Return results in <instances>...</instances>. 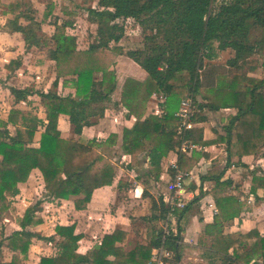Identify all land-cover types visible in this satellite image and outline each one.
<instances>
[{"label": "trees", "instance_id": "obj_1", "mask_svg": "<svg viewBox=\"0 0 264 264\" xmlns=\"http://www.w3.org/2000/svg\"><path fill=\"white\" fill-rule=\"evenodd\" d=\"M216 4H220L217 11ZM99 6L100 10L87 11L89 22L98 26L97 39L87 50H79L77 37L67 33L73 23H52L55 34L51 40L55 47L49 50V57L56 63L59 79L74 78L72 85L77 98L39 93L48 121L40 147H32L42 124L33 113L12 110L7 121L0 119V217L10 209L15 211L9 198L19 194V184L26 183L33 170L41 172L45 190L53 200L73 199L78 211L87 210L96 190L114 184L116 168L102 151L115 146L118 135L111 134L105 142L91 140L86 144L65 139L59 129V118L67 115L75 134L81 135L84 128L104 117L105 104L118 90L114 67L119 56L127 55L148 74L143 82L126 79L121 93V104L135 118L132 129L124 132L121 147L133 164L142 155L149 156L150 173L158 177L162 160L179 150L183 140L196 145L225 144L229 159L256 155L264 148V79L249 77L246 71L247 59L264 50V0H99ZM54 8V1L47 0V17L53 15ZM8 12L17 17L12 22L13 29L22 32L27 43L39 44L40 26L23 14L21 1H11ZM21 17L30 23L25 27L19 25ZM121 19L139 22L145 36L143 48L125 53L120 46L125 38V28L119 24ZM250 24L262 30L259 41H251ZM216 44L223 51H234L235 57L228 64L240 73L209 75L205 87L202 77L205 61L216 57ZM10 91L17 99L26 97L24 91L14 88ZM155 94L165 97L164 114L145 118L148 103ZM197 96L205 102L199 105L201 108L238 110L225 127V134L218 135L214 142L204 143L198 130L179 132L181 120L175 113L186 98L197 104ZM10 125L16 128L15 136L9 130ZM196 162V158L187 159L179 153L180 170L189 171ZM209 175L216 182L219 216L199 235V245L209 249L211 264H264V237L257 231L223 233L224 223L239 217L246 204L227 195L233 183L222 181L224 172ZM262 186L264 177L254 176L252 191ZM152 206L158 215L153 214L148 220L149 235H154L149 245L136 244L125 249L122 245L127 244L128 234L117 230L105 235L101 244L88 254L81 255L77 253L80 236L75 235V227L58 226L60 254L43 258L41 264H151L155 251L162 246L172 254L166 263L177 264L182 259L181 229L179 235H170L163 242L160 221L169 209L163 199ZM37 209V205L31 207L23 219L17 218L24 231L8 239L12 250L28 253L34 235L25 229L33 222ZM250 241L253 242L249 244ZM9 264L21 262L14 258Z\"/></svg>", "mask_w": 264, "mask_h": 264}, {"label": "crops", "instance_id": "obj_2", "mask_svg": "<svg viewBox=\"0 0 264 264\" xmlns=\"http://www.w3.org/2000/svg\"><path fill=\"white\" fill-rule=\"evenodd\" d=\"M11 1L13 0H1L0 4V119L7 121L12 110L33 113L34 117L42 121L32 144V147L39 148L48 123L46 108L39 93L53 92L62 97L77 98L76 89L72 85L74 78L57 77L56 63L50 59L49 50L55 47L51 40L55 34L52 23H66L67 21L63 20L67 18L79 20L78 9L67 7L65 1L70 0H65L64 7L60 8L55 4L53 15L47 17V0H20L23 14L34 19L40 26L37 30L39 44L31 45L27 43L22 32L13 29L12 22L17 17L8 12ZM36 3L41 7L35 5ZM46 17L47 20L44 21ZM87 21L89 22L88 18ZM18 23L25 27L30 21L21 17ZM76 24L77 22L73 23L67 33L77 37L79 50H87L96 37L78 38L81 33H73L76 31L73 29ZM125 29V38L120 43L123 48V42L127 38L140 37L142 30L138 21ZM226 67L230 68L228 63ZM253 68L246 69L247 75L264 79V76L256 72L257 68ZM114 69L117 73L118 90L112 100L105 104L106 112L103 118L95 125L84 128L81 135L75 134L74 126L67 115H61L59 118V129L65 139L86 144L91 140L105 142L111 134L118 135L117 144L111 148L114 152L110 159L117 172L114 184L96 190L87 210L78 211L73 199L53 200L45 190L41 172L33 170L29 180L19 184V194L9 198L15 211L10 209L0 217V264H9L14 258L21 264H41L43 258L57 257L60 254L58 242L61 240L56 234L58 226L75 227V235L80 236L77 253L81 255L88 254L101 244L105 235L117 230L128 234L127 244L122 245L125 249L136 244L149 245L154 235H149L148 220L153 214L158 215V210L153 209L152 205L153 202L159 204L160 199H163L169 210L173 209L174 218L170 227L176 233L171 235H179L181 229L182 259L177 264H211L209 249L198 243L199 235L205 227L214 224L219 216L215 202L216 182L215 179L208 178L211 172H224L222 181L229 180L233 183L227 195L246 204L245 211L241 212L239 217L224 223L223 233L247 234L257 231L264 237V187H259L256 192L252 191L254 176L264 177V148L258 154L244 156L242 159H229L225 144H197L201 149L189 151L188 154L182 153L179 148L162 160V171L158 177L151 174L149 156L142 155L137 164H133L131 157L121 149L125 141V130H131L135 123V118L130 117L121 104L123 85L128 78L143 82L148 74L127 55L118 57ZM203 78L206 87L208 84L205 77ZM11 88L24 91L26 97L17 99L11 93ZM164 102L163 94H155L148 103L145 118L151 115L163 116ZM197 102L195 104L200 110L198 119L201 117L204 120H197L192 130L199 131L204 143L214 142L218 135L225 134V127L238 114V110L228 108L212 111L201 108L199 105L205 102L200 96H197ZM9 130L15 136L16 128L10 125ZM179 153L187 159L194 157L197 160L191 170L184 171L190 173V176L181 190L174 187L177 173L174 167L179 168ZM176 197V205L173 206L169 200ZM178 203L182 206H178ZM36 205L38 209L32 216L33 222L25 229L27 233L34 235L28 253L12 250L8 239L14 233L24 231L17 218L23 219L27 210ZM163 221L164 219L160 221L162 228ZM51 237L54 240H46ZM166 262L167 259L165 264H168Z\"/></svg>", "mask_w": 264, "mask_h": 264}, {"label": "rangeland", "instance_id": "obj_3", "mask_svg": "<svg viewBox=\"0 0 264 264\" xmlns=\"http://www.w3.org/2000/svg\"><path fill=\"white\" fill-rule=\"evenodd\" d=\"M65 0H56L55 4L57 6L64 7V2ZM78 4L75 3L74 0H70L69 1H65L66 4L68 5L67 7H71V8H77L78 9V15L77 17L79 18V20H72V18H67V20H63V21H74L73 23L76 24V26L73 27L74 34H79L80 39L86 37V38H91V37H96L97 39V30H98V26L94 23L88 22L87 18H88V9H98L100 10V6H99V0H76ZM35 5L39 6L38 3H36ZM220 7V4H216L215 5V10L217 11ZM66 8V6H65ZM64 9V8H63ZM36 11V10H35ZM119 24L123 25V27L125 28L130 27L132 25H135L134 21L131 22H127V19H121L119 20ZM252 26V31H251V41L252 42H256L259 41L262 38V30L259 28L254 27L252 24H250ZM128 30V29H127ZM126 31V29H125ZM140 31V30H138ZM151 33V32H150ZM149 33V34H150ZM96 34V35H94ZM154 34H157V32H154ZM74 36V35H73ZM128 36V34H127ZM158 37H160V34H158ZM144 34L142 33V30L140 31V37L134 39L133 38H127L124 42V49H126V51H131V50H136V49H140L144 47ZM159 42L162 41V34H161V38L158 39ZM84 47V46H83ZM215 53H216V57L213 60H206L205 61V69L203 70V77H205V82L208 81L207 79L209 78V75H218V74H228V75H232L234 73H239L238 69H232V68H227L226 65L228 63L229 60L233 59L235 57V53L234 51H232L231 49H229L228 51H223L219 48V44L215 45ZM126 53V52H125ZM247 63H249V65L246 67L250 68V67H256L257 71L259 73V75L264 76V69L262 68V63L264 61V50L256 53L255 55L251 56L249 59H247ZM204 79V78H203ZM16 84V83H15ZM103 153H105V155L109 158V160L113 157V152L114 150L110 149V150H103Z\"/></svg>", "mask_w": 264, "mask_h": 264}, {"label": "built area", "instance_id": "obj_4", "mask_svg": "<svg viewBox=\"0 0 264 264\" xmlns=\"http://www.w3.org/2000/svg\"><path fill=\"white\" fill-rule=\"evenodd\" d=\"M134 21V19H127V22ZM200 114V110L196 106L195 102L192 98H186L182 100L180 108L178 112H176L175 116L181 120L179 132L183 133L189 130H192L195 128L198 115ZM201 149L198 145L194 144L193 142L189 140H183L180 150L182 153L188 154L189 151ZM177 171L175 175V182L174 187L178 190L183 189L186 180L189 178L190 173L184 172L180 170L178 167H174ZM175 200L176 198H172V200H169V203H171L173 206L176 205ZM178 206H182V204L178 203ZM174 218L173 209H170L167 213L165 219H164V225H163V242L166 240L167 237H169L172 233H176V231H173L171 229V220ZM171 252L167 251L164 246H162L160 249L156 250L153 256L152 264H165V259H169L171 257Z\"/></svg>", "mask_w": 264, "mask_h": 264}]
</instances>
